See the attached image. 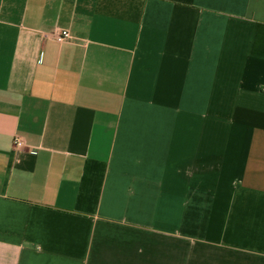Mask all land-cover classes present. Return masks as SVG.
Instances as JSON below:
<instances>
[{"label":"crops","instance_id":"crops-1","mask_svg":"<svg viewBox=\"0 0 264 264\" xmlns=\"http://www.w3.org/2000/svg\"><path fill=\"white\" fill-rule=\"evenodd\" d=\"M0 264H264V0H0Z\"/></svg>","mask_w":264,"mask_h":264},{"label":"built area","instance_id":"built-area-1","mask_svg":"<svg viewBox=\"0 0 264 264\" xmlns=\"http://www.w3.org/2000/svg\"><path fill=\"white\" fill-rule=\"evenodd\" d=\"M45 35H50L52 36L55 40L58 42H64L72 38V34L69 29L66 28H60V27H54L53 30L49 31L47 26L43 29ZM15 145L20 148L25 145V141L21 137H16L15 140Z\"/></svg>","mask_w":264,"mask_h":264}]
</instances>
